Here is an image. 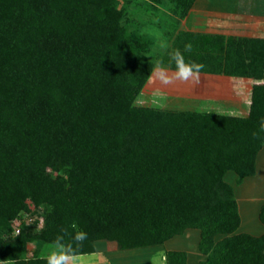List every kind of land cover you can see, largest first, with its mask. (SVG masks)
<instances>
[{
	"label": "trees",
	"instance_id": "obj_1",
	"mask_svg": "<svg viewBox=\"0 0 264 264\" xmlns=\"http://www.w3.org/2000/svg\"><path fill=\"white\" fill-rule=\"evenodd\" d=\"M195 0H185L184 15ZM115 0H0V258L47 264L29 241L95 253L163 245L200 230L198 264H264V234L241 226L233 171L255 175L264 145V83L248 116L134 104L152 40L129 34ZM226 55V74L264 79V38L181 32L176 46ZM56 173V175L54 174ZM44 206L39 232L7 239L27 202ZM259 220L264 225V203ZM86 231L83 241L74 234ZM167 264L187 253L168 251Z\"/></svg>",
	"mask_w": 264,
	"mask_h": 264
},
{
	"label": "rangeland",
	"instance_id": "obj_2",
	"mask_svg": "<svg viewBox=\"0 0 264 264\" xmlns=\"http://www.w3.org/2000/svg\"><path fill=\"white\" fill-rule=\"evenodd\" d=\"M185 0H115L116 10L121 13L120 23L129 34L138 32L152 40L146 59L152 64L149 78L141 88L134 104L140 107L156 108L169 111L213 112L222 115L246 117L250 111L252 90L254 85L264 83V79L226 74V55L217 54V63L210 64L211 53L194 52L190 49L178 48L176 39L181 32L208 34L222 37L259 38L254 37L259 32V24L250 20L224 19L221 25L201 27L198 31L186 28L190 11L185 16ZM200 23L206 22L203 18ZM179 49L187 61H195L203 65L195 78L187 81L173 80L163 83L154 76L153 68L160 63L168 68L169 74L174 72L175 65L171 53ZM236 77V78H234ZM263 149V152H262ZM257 157L256 173L238 183V176L230 171L225 180L234 187L235 196L241 215V227L238 232H247L255 236L264 234V225L259 220V207L264 203V145ZM258 154V156H259ZM259 164V169H258ZM56 175V173H54ZM45 223L44 206L35 207L27 202L25 211L12 221V232H4L7 239L20 234L21 230L39 232ZM188 234V233H187ZM194 233H189L180 239H173L170 247L180 245L189 253V264L198 261V249ZM169 241V240H168ZM166 243V242H165ZM164 243V244H165ZM163 244V245H164ZM167 246V245H166ZM97 251L108 254L118 252L123 264H162L163 246L142 247L135 249H120L113 241L102 240L95 245ZM43 258L61 250L60 246L44 243L41 247L35 241H29L26 254L31 257L33 252ZM125 251L127 253H119ZM165 252V258L167 256ZM86 255V254H85ZM103 259V257H102ZM100 259V261L102 260ZM3 260V264H15L11 260ZM167 262V261H166ZM107 264V259L102 261Z\"/></svg>",
	"mask_w": 264,
	"mask_h": 264
},
{
	"label": "crops",
	"instance_id": "obj_3",
	"mask_svg": "<svg viewBox=\"0 0 264 264\" xmlns=\"http://www.w3.org/2000/svg\"><path fill=\"white\" fill-rule=\"evenodd\" d=\"M204 19L206 22L200 23L199 19ZM241 19V20H250L259 24V32L254 35V37L264 38V0H195L193 6L190 10L188 16V21L186 22V28L192 31H198L201 27H214L218 23L221 25L224 19ZM236 78V77H234ZM239 79H245L244 77H238ZM263 152V149H262ZM260 157V154L258 158ZM259 169V164H258ZM261 207H259L260 213ZM240 210V209H239ZM242 224V223H241ZM241 227V226H240ZM194 233L192 238L195 240V246H197L200 241V230L198 229H188L183 235L175 236L174 238L167 241L163 246V254L161 262L162 264H167L165 258L166 251H184L187 253V263L189 264V253L184 250V247L176 245L175 247H170L169 243L173 239H180L185 237L189 233ZM188 233V234H187ZM167 245V246H166ZM159 247V246H158ZM199 251V250H198ZM119 253H127L121 251ZM198 261L204 258V256L198 252ZM103 257V259H102ZM100 259H102L100 261ZM107 259V264H123L118 256V252H113L111 254L106 253L105 251H96L92 254L86 255H77L69 264H106L102 261Z\"/></svg>",
	"mask_w": 264,
	"mask_h": 264
},
{
	"label": "clouds",
	"instance_id": "obj_4",
	"mask_svg": "<svg viewBox=\"0 0 264 264\" xmlns=\"http://www.w3.org/2000/svg\"><path fill=\"white\" fill-rule=\"evenodd\" d=\"M185 47L190 49L191 45H186ZM171 60L175 65L174 72L171 74H169L167 66L163 64L158 63L153 68L154 76L165 84L177 79L187 81L189 78H195L203 67L202 64L195 61H187L179 49L171 53ZM87 236L88 233L81 230L74 234L73 239L75 241H83ZM62 241L63 236L57 235L56 242L61 245V250L51 253L47 258V264H69L75 258L71 245L63 246ZM0 264H3V260H0Z\"/></svg>",
	"mask_w": 264,
	"mask_h": 264
}]
</instances>
